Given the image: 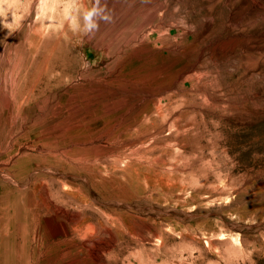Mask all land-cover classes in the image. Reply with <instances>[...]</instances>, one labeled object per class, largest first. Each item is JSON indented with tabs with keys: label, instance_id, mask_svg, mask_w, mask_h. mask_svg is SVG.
Here are the masks:
<instances>
[{
	"label": "rangeland",
	"instance_id": "1",
	"mask_svg": "<svg viewBox=\"0 0 264 264\" xmlns=\"http://www.w3.org/2000/svg\"><path fill=\"white\" fill-rule=\"evenodd\" d=\"M0 264H264V0H0Z\"/></svg>",
	"mask_w": 264,
	"mask_h": 264
},
{
	"label": "bare ground",
	"instance_id": "2",
	"mask_svg": "<svg viewBox=\"0 0 264 264\" xmlns=\"http://www.w3.org/2000/svg\"><path fill=\"white\" fill-rule=\"evenodd\" d=\"M156 112H157V111H155V113H156ZM149 114H150V112H145L144 115L147 116V115H149ZM158 114H159V113H158ZM145 116H139V117H138V121L141 122V124H142V121H141V120H142ZM150 117H151V116H150ZM145 119H146V118H145ZM139 124H140V123H139ZM139 124H138V125H139ZM141 124H140V125H141ZM138 125H137V127H138ZM133 127H134V126H133ZM159 130H160V129H159ZM153 135H154V133H153ZM155 135H156V134H155ZM115 153H117V152H115ZM115 155H117V154H115ZM92 224H93V223H92ZM86 225H87V224H86ZM88 226H89V225H88ZM87 230H88V229H87ZM84 233H85V232H84Z\"/></svg>",
	"mask_w": 264,
	"mask_h": 264
}]
</instances>
